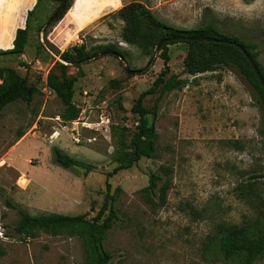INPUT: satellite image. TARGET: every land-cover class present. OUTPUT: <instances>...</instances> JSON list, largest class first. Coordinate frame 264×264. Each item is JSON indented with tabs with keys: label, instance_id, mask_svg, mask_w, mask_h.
I'll use <instances>...</instances> for the list:
<instances>
[{
	"label": "rangeland",
	"instance_id": "1",
	"mask_svg": "<svg viewBox=\"0 0 264 264\" xmlns=\"http://www.w3.org/2000/svg\"><path fill=\"white\" fill-rule=\"evenodd\" d=\"M59 3L39 0L28 16L22 53L0 55V66L12 68L40 90L30 102L17 99L0 111V264L84 263L85 248L77 235L41 233L17 239L11 229L17 214L4 199L29 214L58 212L90 219L98 210L105 173L130 155L129 138L137 121L131 105L162 68L157 50L151 64L141 70L156 42L146 52L122 41L124 21L117 9L137 3L162 23L189 29L199 25L202 10L208 7L218 21L231 19L246 28L264 29V0H71L69 10L44 39L40 28ZM17 4L18 0L0 2V48L10 46L15 27L33 1ZM44 40L59 51L72 44L83 43L89 50L114 44L124 62L105 54L66 63L46 49ZM254 43L264 71V43L258 39ZM187 48L181 41L166 45L168 70L163 76L164 81L184 79V84L165 90L161 83L142 99L149 111L147 121L157 134L154 156L141 157L107 179L110 191L119 190L112 203L115 218L100 242L111 255L106 264H241L239 257L222 256L219 233L235 226L250 234L264 226L260 105L233 68L183 72ZM95 53L99 52L90 54ZM124 66L140 71L129 74ZM49 73L72 78V101L79 107L74 120L58 117L62 103L46 86ZM19 131L23 140L18 143ZM54 147L88 164L89 170L82 174L81 168L59 166L53 160ZM160 166L167 174L165 201L160 205L153 195L150 205L142 198V188L148 174L159 173ZM219 226L227 229L218 233ZM251 264H264V252Z\"/></svg>",
	"mask_w": 264,
	"mask_h": 264
},
{
	"label": "trees",
	"instance_id": "2",
	"mask_svg": "<svg viewBox=\"0 0 264 264\" xmlns=\"http://www.w3.org/2000/svg\"><path fill=\"white\" fill-rule=\"evenodd\" d=\"M38 1L36 0L32 8L26 11L23 26L15 29L11 40V47L0 49V55H18L22 53L28 35V16ZM70 4L71 0H65L59 12L51 17V14L55 10L53 9L47 17L44 25L40 28L44 39L55 23L64 17L65 13L69 10ZM115 13L124 21V26L120 34L122 41L139 45L146 52L150 51L147 48H150L152 41L154 43L162 37L175 34L213 37L232 43L171 40L159 46L158 50L160 51L158 56L162 60V68L152 80L150 86L141 91L131 105V111L137 114V121L136 128L129 138L131 144L130 155L126 162L114 166L109 172L105 173L103 200L94 216L90 219H85L82 214L58 212L29 214L18 204L4 199L6 206L14 209L17 214L16 220L11 227L12 233L17 239H33L41 233L51 236L62 234L77 235L81 238L85 248V260L83 264H106L111 256L108 252L102 250L100 242L111 226L112 219L115 218L116 214L112 208V203L114 201V195L119 188L115 187L110 191V183L107 179L117 170L129 167L141 157L150 158L155 154L157 134L153 126L147 121L149 111L142 105L143 97L153 93L161 83L163 89L170 90L175 87H180L185 82L181 78H169L167 81L163 79V76L168 70V54L166 49L168 43L181 41L187 44L186 55L188 57L182 69L187 74L195 75L206 71L210 72L220 66L233 68L248 83L250 96L260 105L264 119V90L248 61L237 48V45H240L247 52L264 82V71L256 59L257 52L253 51L255 40L258 39L264 43V29L262 31L255 28H246L231 19L218 21L208 7L203 8L199 25L189 29H178L168 26L155 18L149 9L137 3L124 4ZM44 46L53 55L57 56L59 60L70 64H75V61L88 56L91 52L112 50L122 54L114 44H98L90 50L83 43L72 44L59 51L44 40ZM18 64L24 65L25 63L18 61ZM59 65L61 67L63 66L62 64ZM72 82V78L57 77L52 73L47 74L45 79L47 88L62 103V108L58 113V117L62 121H72L77 118L79 113V107L72 101ZM35 93H40L39 88L35 85L27 84L25 78L19 77L12 68L0 66V111L6 104L14 102L17 99H21L25 103L30 102ZM22 134L23 132L19 131L18 137ZM53 153L54 162L63 168H81L82 174H85L89 170L88 164L73 158L57 147L53 148ZM159 170V173L150 172L148 174L147 185L142 188V198L150 205L154 204L153 195L156 196V203L161 205L165 201V190L168 185L167 174L162 166L159 167ZM258 176L261 175H252L251 177ZM159 180H161V183L157 185V181ZM219 229L218 233L221 229L227 228L219 226ZM218 247L224 258L239 257L241 264H251L264 252V226L259 228L257 232L250 234H247L243 227L230 226L227 232L219 233Z\"/></svg>",
	"mask_w": 264,
	"mask_h": 264
},
{
	"label": "water",
	"instance_id": "3",
	"mask_svg": "<svg viewBox=\"0 0 264 264\" xmlns=\"http://www.w3.org/2000/svg\"><path fill=\"white\" fill-rule=\"evenodd\" d=\"M64 2L65 0H61L60 3L56 6L54 12L51 14V17L54 16L57 12H59V10L63 7L64 5ZM171 40H193V41H199V42H210V41H217V42H229V43H232L230 41H226V40H222V39H216V38H213V37H199V36H187V35H183V34H175V35H172V36H165V37H162L160 39H158L151 51V54L146 62V64L144 65V67L141 69V70H144L146 69L152 62L159 46L162 44V43H165L167 41H171ZM237 48L241 51V53L243 54V56L246 58V60L248 61L250 67L252 68L253 72L255 73V75L257 76L258 80H259V83L261 85V87L263 88L264 90V82H263V79L260 75V73L258 72V69L257 67L255 66L254 62L252 61V59L250 58V56L247 54V52L240 46V45H237ZM105 54H110V55H113L115 56L116 58H118L120 61L124 62V57L122 56V54H120L119 52H116V51H112V50H108V51H103V52H99V53H95V54H90L86 57H83L82 59L78 60V61H75V63H83L85 61H88L98 55H105ZM124 71L126 73H129V74H134V73H137L139 72L140 70L136 69H129L127 66H124Z\"/></svg>",
	"mask_w": 264,
	"mask_h": 264
},
{
	"label": "crops",
	"instance_id": "4",
	"mask_svg": "<svg viewBox=\"0 0 264 264\" xmlns=\"http://www.w3.org/2000/svg\"><path fill=\"white\" fill-rule=\"evenodd\" d=\"M32 1H33V4H34L36 0H18V4L17 5H22V4H27V3L30 4V3H32ZM0 2H1V0H0ZM8 3H9V5H13L11 2H8ZM4 4H5V0H4ZM70 7H71V5H70ZM8 19H12V16L11 15L8 16ZM22 22L24 24L23 18H22L21 23L18 26H16V27H21L20 25L22 24ZM6 27H10V26H6ZM16 27H15V29H16ZM13 35H14V32H13ZM12 38H13V36H12ZM9 47H11V41H10V46ZM9 47H6V48H9ZM6 48H0V49H6ZM22 140H23V134L20 136V139L18 140V143H19V141L21 142Z\"/></svg>",
	"mask_w": 264,
	"mask_h": 264
}]
</instances>
